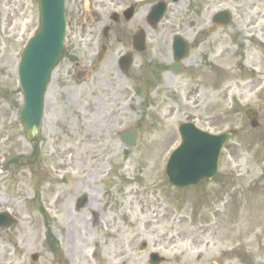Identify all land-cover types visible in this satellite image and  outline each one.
Here are the masks:
<instances>
[{
	"label": "rangeland",
	"instance_id": "374dc122",
	"mask_svg": "<svg viewBox=\"0 0 264 264\" xmlns=\"http://www.w3.org/2000/svg\"><path fill=\"white\" fill-rule=\"evenodd\" d=\"M181 1L192 6L208 2L210 11L231 13L229 25L213 33L210 43L192 51L188 60L204 65L203 55L208 54L207 62L220 65L226 98L214 91L211 71L195 85L196 99L203 100L194 110L187 72L171 79L162 76L152 86L148 79L141 87L126 80L127 118L117 119L116 131L122 121L120 125L130 124L138 132L136 145L124 148L116 137L112 144L105 142V150L99 146L94 150L98 154L88 155L92 148L84 144L78 173L75 153L65 163L62 144L50 140L48 112L39 160L29 164L34 154L18 118L22 93L17 66L38 28V0H0V213L7 211L18 220L14 227L0 228V264H146L150 251L165 257L161 264H264V0ZM76 25L68 23L60 65H73L72 57L81 65H115L118 53L112 50L92 63L83 59ZM218 38L223 44L216 45ZM156 41L150 35L142 65L170 61L169 49L159 54ZM110 91L105 85L98 93ZM59 94L67 92L55 74L47 93L52 110ZM100 109L97 117L102 120ZM248 109L260 111L259 129L251 128ZM186 121L213 133H234L221 151L214 179L176 188L165 166L181 141L178 127ZM81 134L86 142L99 141L86 130ZM124 151L129 153L125 164L112 170L109 158ZM106 192L112 194L110 200ZM84 194L88 202L77 209ZM48 231L58 240L57 254L46 244ZM143 242L146 252L139 250Z\"/></svg>",
	"mask_w": 264,
	"mask_h": 264
},
{
	"label": "flooded vegetation",
	"instance_id": "af4514ba",
	"mask_svg": "<svg viewBox=\"0 0 264 264\" xmlns=\"http://www.w3.org/2000/svg\"><path fill=\"white\" fill-rule=\"evenodd\" d=\"M158 1L166 2V11L159 23L154 24L149 18V12ZM173 4L176 6L175 9ZM209 5L208 2H204L196 7L183 4L181 0H66L67 21L70 25L73 22L77 23L79 49L83 59L88 57L92 63L101 52L104 55L109 50H112L114 55L118 53V56L115 65H60L57 69L56 78L67 94H59L57 108L52 110L54 103H51L46 107V111L50 113L49 126L53 130L50 140L55 145L62 144V148L65 149L63 153L65 163H69L67 159L75 153L79 173V162L83 161V156L79 157V150L84 144H87L88 149L92 148L91 154L88 153L92 155L98 154L94 150L99 149V146L105 150V142L110 144L114 142L117 119L122 117L125 121L127 118L125 114L128 107L127 87L124 86L126 80L137 81L136 84L142 86L143 80L146 82L148 79L150 80L148 86H152L153 81L159 80L162 76L171 79L182 72H187L188 84L191 85L188 98L189 102L196 101L195 106L197 101L199 102V98L196 99V92L199 89L195 85L198 86L203 79H207L211 71L214 75V91H219L226 98L224 72L222 73L220 65L206 62V59L209 60L208 54L203 55L205 65H193L192 60V65H183V71L175 73V69L182 65H142L147 51L139 52L135 49V38H145L148 47L150 35L156 36L160 54H164L168 49L172 53L173 40L179 36L190 42L191 52L201 48L205 43H210L211 35L222 26L213 23ZM197 34L203 36V42L200 44L196 43ZM221 44L223 41L218 38L216 45ZM99 48V54L95 55L96 49ZM123 56L132 57L133 61L141 63L121 65L120 59ZM216 58L220 63L222 55L219 54ZM105 85H110L112 91L99 95V89ZM100 108L105 113L102 120L97 117ZM54 118L59 120L55 121ZM121 123L118 127L127 126L120 125ZM83 130L99 140L95 142L97 145L93 140L86 142L83 139L81 134ZM69 131L74 133L73 137L68 135ZM39 140L38 143L32 144V152L35 154L33 164L39 160V146L43 139ZM103 150L100 153L104 154Z\"/></svg>",
	"mask_w": 264,
	"mask_h": 264
},
{
	"label": "water",
	"instance_id": "95a60500",
	"mask_svg": "<svg viewBox=\"0 0 264 264\" xmlns=\"http://www.w3.org/2000/svg\"><path fill=\"white\" fill-rule=\"evenodd\" d=\"M39 9L40 26L24 49L18 69L24 99L20 118L31 139H36L39 134L45 92L60 62L65 36L64 0H39ZM182 133L183 144L173 153L168 164L171 181L177 185H189L205 177L212 178L216 173L221 144L231 133L213 136L190 127H184ZM129 137L133 144L135 134L123 133V138ZM14 223L7 214L0 216L1 225ZM156 257L152 255V259Z\"/></svg>",
	"mask_w": 264,
	"mask_h": 264
}]
</instances>
